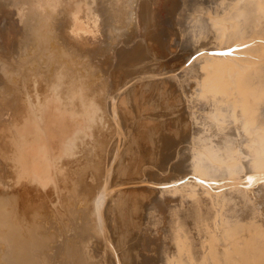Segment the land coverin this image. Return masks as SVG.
<instances>
[{
    "label": "bare ground",
    "instance_id": "obj_1",
    "mask_svg": "<svg viewBox=\"0 0 264 264\" xmlns=\"http://www.w3.org/2000/svg\"><path fill=\"white\" fill-rule=\"evenodd\" d=\"M0 264H264V0H0Z\"/></svg>",
    "mask_w": 264,
    "mask_h": 264
}]
</instances>
